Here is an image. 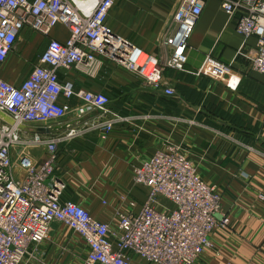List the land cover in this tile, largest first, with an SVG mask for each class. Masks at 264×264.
I'll list each match as a JSON object with an SVG mask.
<instances>
[{
    "label": "built area",
    "instance_id": "built-area-1",
    "mask_svg": "<svg viewBox=\"0 0 264 264\" xmlns=\"http://www.w3.org/2000/svg\"><path fill=\"white\" fill-rule=\"evenodd\" d=\"M113 3L0 0V71L25 27L42 36L58 26L67 33L64 40L48 38L20 85L0 76V111L15 121L14 125L0 121V264H42L44 243L55 224L72 231L83 244L82 257L66 264H134L133 256L146 264H196L212 250L214 230L229 225V216L221 213L220 195L200 177L188 156L172 145L156 149L133 166V182L147 190L146 197L139 205L127 200L115 223L95 219L82 205L62 198L65 185L55 176L58 145L91 132L105 138L128 117L110 111L104 92L76 88L71 79L60 77V71L74 69L92 78L103 58H108L145 85L174 96L163 72L184 70L188 40L203 7V0H178L170 17L176 29L164 36L161 53L155 56L130 45L107 25ZM220 6L228 17L239 15L238 34L244 39L255 37L247 58L252 69L264 75V0H220ZM225 70L222 64H205L199 72L221 78ZM71 99L80 104L71 106ZM92 112H96L92 117L67 124L55 135L26 133L16 127L48 129L69 114L77 123ZM30 148H42L45 154L31 157ZM258 196L264 200V195Z\"/></svg>",
    "mask_w": 264,
    "mask_h": 264
},
{
    "label": "crops",
    "instance_id": "crops-1",
    "mask_svg": "<svg viewBox=\"0 0 264 264\" xmlns=\"http://www.w3.org/2000/svg\"><path fill=\"white\" fill-rule=\"evenodd\" d=\"M177 3L114 0L106 23L130 45L158 56L162 39L176 29L170 17ZM238 16L228 17L220 0H203L188 40L184 70L163 72L175 91L171 97L108 58H103L92 78L74 69L60 71V77L71 79L76 88L104 92L110 111L128 117L105 138L91 132L58 145L55 176L65 185L63 199L82 205L95 219L115 223L127 200L139 205L146 197L147 190L133 182V166L156 149L172 145L188 156L200 177L220 195L221 213L229 216L228 227L214 230L212 250L196 264H264V200L258 196L264 195V75L256 73L247 58L255 37L244 39L237 33ZM49 37L64 40L67 33L61 26L49 36L22 29L0 76L20 85ZM205 64H222L226 70L216 78L199 72ZM69 103L74 107L80 101ZM95 113L77 123L69 114L59 124L53 123L47 134H58L67 124H78ZM37 149L42 158L44 150ZM54 245L64 250L58 264L83 254L80 237L61 224L53 226L44 243L47 253ZM133 262L146 264L136 256Z\"/></svg>",
    "mask_w": 264,
    "mask_h": 264
},
{
    "label": "rangeland",
    "instance_id": "rangeland-1",
    "mask_svg": "<svg viewBox=\"0 0 264 264\" xmlns=\"http://www.w3.org/2000/svg\"><path fill=\"white\" fill-rule=\"evenodd\" d=\"M254 129L257 130L256 126H254ZM249 147H251V146H249ZM26 150L28 151V149H26ZM38 153H39V149H37V148H30V153L29 154H30L31 157H32V155L37 156ZM63 251L64 250L62 249L61 246L57 245V247H56V245H54L53 249L50 252H48V253L46 252V254H45V256H44V258H43V260H42L41 263L42 264H58L57 262H59V260H61L64 257L61 254Z\"/></svg>",
    "mask_w": 264,
    "mask_h": 264
},
{
    "label": "water",
    "instance_id": "water-1",
    "mask_svg": "<svg viewBox=\"0 0 264 264\" xmlns=\"http://www.w3.org/2000/svg\"><path fill=\"white\" fill-rule=\"evenodd\" d=\"M0 120H2L3 122L10 124V125H14L15 121L6 113L0 111ZM17 129L22 131V132H26V133H36V134H43V133H48V129L47 128H43L41 126H32V125H25V124H18Z\"/></svg>",
    "mask_w": 264,
    "mask_h": 264
}]
</instances>
